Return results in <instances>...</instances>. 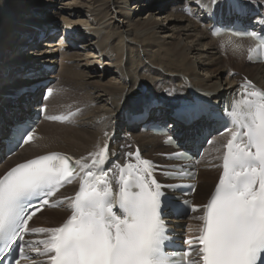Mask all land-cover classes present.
Wrapping results in <instances>:
<instances>
[{"label": "snow or ice", "instance_id": "obj_1", "mask_svg": "<svg viewBox=\"0 0 264 264\" xmlns=\"http://www.w3.org/2000/svg\"><path fill=\"white\" fill-rule=\"evenodd\" d=\"M258 2L247 0L249 4ZM197 3L214 17L221 0L207 3L197 0ZM231 6L237 10L241 7L239 0H231ZM187 11L191 14L190 9ZM254 22L264 28V19ZM212 31L214 35L223 33V29L215 27ZM242 35L257 41L255 49H249L248 59L256 58L254 52L264 56V32L245 31ZM241 88L244 91L230 98L222 111L210 101H193L175 113L177 120L199 124L202 129L219 126L223 129L219 135L230 134L223 145L222 174L205 205H192L187 199L170 196L165 189H182L185 185L157 181L153 176L155 165L140 157L138 149L126 153V163L114 168H106L114 155L108 143L96 145V151L79 160L51 152L17 164L0 177L3 249H11L19 241L21 258L31 253L46 256L47 260L41 264H264V89L247 78ZM52 93L53 89H46L44 99ZM46 107L42 104L40 111L44 112ZM17 134L20 140L29 143L35 138V128L24 122L13 136ZM174 142L173 137L165 141ZM205 142L211 145L213 140L205 138ZM168 155L176 159L187 157L186 152ZM132 157L136 163L131 162ZM88 158L90 162H84ZM173 167L175 171L165 174L177 178L191 175L182 165ZM114 169H119L120 174H114ZM77 177L80 186L74 197H63L51 204L56 207L67 201L72 214L59 227L30 228L29 221L40 211V207L30 214L25 211L34 207L31 198H38L41 206L49 205V198ZM112 183L118 188L115 194ZM187 187L195 189L194 185ZM117 205L119 215L115 212ZM166 206L177 214L198 209L204 212L197 217L203 221L200 234L185 241L188 249L182 253L165 251V242L170 239L162 215ZM28 233L47 235L44 239L24 240V234Z\"/></svg>", "mask_w": 264, "mask_h": 264}, {"label": "bare ground", "instance_id": "obj_2", "mask_svg": "<svg viewBox=\"0 0 264 264\" xmlns=\"http://www.w3.org/2000/svg\"><path fill=\"white\" fill-rule=\"evenodd\" d=\"M26 1L0 0V89L10 82L16 85V82L22 79H24L23 84L26 85L28 79H25V74L28 71L21 66L35 64H30L32 55L35 53L32 52L34 43L28 45L30 38L27 39L34 30L31 24L34 22L35 26H39L41 18H47L46 20H49L50 23L57 24L47 15L49 14L48 9L53 4H59L56 2L61 0H42L39 1L40 3L37 2V5L33 0L30 4H27ZM84 1L86 0L81 2L69 0L67 3L72 7L63 10L69 16L66 18L74 15L78 17L80 14L85 15L87 1L85 3ZM93 1L97 7L94 10L95 21L97 19L96 22H99L97 25L101 24L103 27L102 29L89 28V33L95 34L94 38H98V45L88 43L90 35L85 32L84 26H80L81 28L78 26V24H84L81 23L82 20L78 19V22L67 20L65 26L70 27L72 32L85 35L86 41H84L83 47L78 49L80 53L75 52L72 56L66 57V55L63 58V60L73 61V63H63L61 66L62 83L69 85V92L80 101L79 105L85 104L88 109L77 127L54 123L42 124L40 132L43 134V138L40 139L38 145L25 147L26 149L17 158L2 167V171L18 161L50 150L67 151L78 159L87 158L89 152L97 150L96 145L103 146L106 143L102 134L107 126H110V130H116L119 135L126 131L124 130L123 116L120 114L123 109H128V107L135 109L153 97H161L170 105H176L183 99L191 97L193 93H199L213 101H218L233 91L236 80L239 78V76H232V70L244 73L264 85L263 65L247 66L242 60L233 56L221 57L215 42L195 20L191 17L180 16L178 12L170 8L169 4L174 3L175 0H161L159 9H162L159 12L150 13L156 17L151 16L148 20L141 19L142 21L136 20L133 14H138V9L147 6L145 0H139L140 2L137 0L136 6L134 5L135 7L131 11H128L126 5L118 0ZM131 1L134 0H125L124 2L128 5V3L131 4ZM8 5L12 6V9ZM119 5L125 6L120 7ZM165 5H168L166 15L160 12L166 7ZM118 18L123 20H118ZM125 21L126 23H124ZM128 24L132 26L133 30L126 28ZM89 26L86 25L87 28ZM159 32H172L173 35L169 36L171 33L168 36H160ZM168 37H175V40H171L169 43ZM105 41H108L107 45ZM133 42L139 44L141 49L138 45V48L132 45ZM45 45L52 47L44 52L54 54L56 45L53 44V41L47 40ZM25 46H29V50L24 51ZM81 51H84L85 55H89L88 61L94 58L93 55L99 54L96 62L102 60L101 65L97 63L95 66L79 68L80 65L75 62V59L83 55ZM141 53L145 57H142ZM43 56L42 59L47 60L54 55ZM106 61L110 64H105ZM34 62L37 61L34 60ZM111 65L116 69L112 73L121 79L119 83L100 84L85 79L86 76L94 75L89 78L99 77L98 79L101 80V77L113 70ZM209 66L214 67L211 72L215 75L209 77L208 80L202 79L199 72L207 71ZM13 89L14 87L9 88V92H12ZM2 91L0 90V135L5 134L6 126L12 118L28 113L26 107L23 106L26 102L25 97L8 98L7 93ZM94 103H98V105L93 107ZM136 139L142 145H150L153 149H157L159 146L157 140L153 138L136 136ZM86 160L90 161V158ZM215 173V170L200 171L195 191L197 203H202L210 195L216 179ZM200 177L201 183H199ZM74 189L75 187H68L61 197H67ZM68 213L69 211L64 209H44L35 218V220L41 219L37 227L52 228L57 226L67 217ZM187 222L195 225L196 220Z\"/></svg>", "mask_w": 264, "mask_h": 264}, {"label": "rangeland", "instance_id": "obj_3", "mask_svg": "<svg viewBox=\"0 0 264 264\" xmlns=\"http://www.w3.org/2000/svg\"><path fill=\"white\" fill-rule=\"evenodd\" d=\"M33 1H35L36 2V5H37V2H41L42 0H33ZM69 0H61V1H59V2H56V3H59V4H53L51 7H50V9H48V17L49 18H51V20L52 21H56V22H58V23H63V25L65 26V24H66V22H67V20H71L72 22H78L79 20H82L83 22H81V23H84V24H78V26L80 27V26H84V28H85V26L87 25V26H89L90 25V27H88V32L87 31H85L86 33H88V35H90V36H88L89 37V41H88V43H90V44H93V45H98V38H94L95 37V34L93 35V33H89L90 32V30H89V28H92V29H95V28H93V27H98V28H100V29H102V27H103V25H97L99 22H96L97 21V19H96V21H95V18H94V10H95V8H97V7H95V3H93L94 1L93 0H86V1H84V3L86 2V6H87V8H85L86 9V12H85V15H81L80 14V16H78V17H76L77 15H74L73 17H70V18H66V16H67V14L65 13V12H63V10H65L66 8H71L72 6L70 5H68V2ZM71 1V0H70ZM81 1H83V0H78V2H81ZM118 1H120L121 3H123V4H125L126 5V7H127V9H128V11H131V10H133V8L136 6L135 5V3L136 2H138L137 0H134V1H131V4H129L128 3V5L126 4V2H124L125 0H118ZM160 1L161 0H147V2H145V4L147 5V6H145V7H143L142 9H138L137 10V12H138V14H133V16H135V18H136V20L138 19V20H148L149 19V17H151V16H154L153 14H150V13H154V11H158L159 12V10L160 9H162V8H160L159 9V3H160ZM27 2V4H30V2H32V0H27L26 1ZM39 2V3H40ZM140 2V1H139ZM167 3H169V2H167ZM150 4V5H149ZM7 5V4H6ZM92 5H94L93 7H92ZM125 5H119L120 7L121 6H125ZM135 5V6H134ZM152 5V6H151ZM8 6H10V5H8ZM40 6V5H39ZM166 6V5H165ZM38 7V6H37ZM10 8L12 9V6H10ZM168 8V5L166 6V7H164V9L162 10V11H160L161 13L163 12L164 13V15H166L167 14V9ZM171 8V7H170ZM91 9V10H90ZM88 10V11H87ZM157 12V13H158ZM169 13H171V12H169ZM150 14V15H149ZM137 15V16H136ZM169 15V14H168ZM132 16V17H133ZM67 17H69V16H67ZM154 17H156V16H154ZM94 18V19H93ZM45 19H47V18H45ZM79 19V20H78ZM117 19V18H116ZM87 21V22H85V21ZM114 20V19H113ZM118 20H123V19H119L118 18ZM141 20V21H142ZM115 21V20H114ZM126 21H127V19H126ZM126 21L124 22V23H126ZM96 22V23H95ZM91 23H93V24H91ZM123 24V23H122ZM81 28V27H80ZM126 28H129L130 30H133V28H132V26L131 25H129L128 24V26L126 27ZM85 30V29H84ZM160 33V36H168L169 34H171L172 32H159ZM173 35V33L171 34V35H169V36H172ZM171 40H175V37H168V42L169 43H171ZM107 43H108V41L106 42L105 41V44L107 45ZM132 45H134V46H136L137 47V45H138V47L141 49V46L139 45V44H137L136 42H133V44ZM40 46V45H39ZM137 47V48H138ZM52 50V49H51ZM48 51V50H47ZM47 51H45V52H47ZM95 51H98V50H96L95 49ZM142 51H143V49H142ZM44 52V51H43ZM76 52H79V50H76ZM85 52H87V51H85ZM47 53H49V52H47ZM47 53H45V54H43V55H45V56H47L48 54ZM80 53V52H79ZM81 53H83V55L80 57L79 55V57H77L76 59H75V62L78 64V65H80L79 66V68L81 67V68H84V67H90V66H95L97 63L99 64V65H101V62H102V60H99V62H96V60H98V56L97 55H99V54H95V55H93L94 56V58H91L89 61L87 60L88 58H89V55L87 56V55H85V53H84V51L82 52L81 51ZM47 54V55H46ZM142 55H143V53H141ZM49 55H54L53 53H49ZM92 55H90V57H93ZM44 57V56H43ZM88 57V58H87ZM142 57H145V55H143ZM194 59H195V57H194ZM88 61V62H87ZM70 62V61H69ZM125 62V61H124ZM71 64L73 63V61H71L70 62ZM105 64H110V62H108V61H106V62H104ZM111 66H113V65H111ZM156 66V65H155ZM154 66V67H155ZM112 71H109L108 72V74L107 75H104L103 77H101V80H99L98 78H89V77H91V76H94V75H91V76H86L85 77V79L86 80H89V82H99L100 84H102V83H104V84H106V83H109V82H111V83H119L120 81H121V79H119V77H116V75H115V73H112L114 70H116L115 68H114V66L112 67ZM214 70V67H212V66H209V68H207V71H201V72H199V74H200V76H201V78L202 79H205V80H208V78L209 77H212V76H214L215 74L213 73V72H211V71H213ZM112 73V74H111ZM178 73V72H177ZM179 74H181V73H179ZM186 77L188 78V76L186 75ZM94 79V80H93ZM116 79V80H115ZM97 80H99V81H97ZM24 82V81H23ZM11 83V82H10ZM9 83V84H10ZM9 84H7V86H10ZM192 85V84H191ZM1 87V86H0ZM6 87V86H5ZM4 87V88H5ZM194 87V86H193ZM4 88L2 89H0V90H3L2 92H5L4 91ZM10 88H13V86L12 87H10ZM93 105H95V103L93 104ZM98 105V104H97ZM96 105V106H97ZM96 106H93V107H96ZM216 173H217V171H216ZM215 173V177L217 178V174ZM201 181H202V179H201V177H200V182L199 183H201ZM215 181H216V179H215ZM196 198H197V196H196ZM40 220L41 219H36L35 220V222H34V224H33V226L34 227H37V224L38 223H40Z\"/></svg>", "mask_w": 264, "mask_h": 264}]
</instances>
